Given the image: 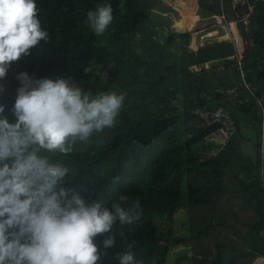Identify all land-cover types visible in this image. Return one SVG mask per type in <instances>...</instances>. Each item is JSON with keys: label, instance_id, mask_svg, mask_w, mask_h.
I'll use <instances>...</instances> for the list:
<instances>
[{"label": "trees", "instance_id": "1", "mask_svg": "<svg viewBox=\"0 0 264 264\" xmlns=\"http://www.w3.org/2000/svg\"><path fill=\"white\" fill-rule=\"evenodd\" d=\"M97 4L113 8V21L99 36L85 24ZM36 5L49 39L13 62L0 80V105L9 122L16 120L12 109L21 87L16 76L22 72L33 80L64 78L93 97L125 95L113 127L77 141L67 156L42 153L71 169L66 187L85 199L109 202L127 195L140 201L139 221L113 228L115 246L105 249L103 235L95 238L101 251L97 264H119L117 256L131 241L143 264H165L179 246L193 252L180 257L186 264L264 259L262 164L259 153L253 165L241 150L243 141L260 146L261 118L252 109L255 98L264 101V0H199L202 20L236 23L245 45L242 58L233 41L195 50L193 34L170 32L159 43L152 0H36ZM208 97L231 112L239 129L216 155L200 150L215 127L193 113L194 102L205 105ZM241 115L249 119L253 139L243 134ZM182 210L190 220L187 235L176 236L171 226L163 232L162 222L173 223Z\"/></svg>", "mask_w": 264, "mask_h": 264}, {"label": "clouds", "instance_id": "2", "mask_svg": "<svg viewBox=\"0 0 264 264\" xmlns=\"http://www.w3.org/2000/svg\"><path fill=\"white\" fill-rule=\"evenodd\" d=\"M112 21V6L97 4L85 24L99 36ZM48 39L36 0H0V80L13 62ZM16 79L21 87L14 123L0 105V264H97L95 238L103 235L105 249L115 246L113 228L134 226L140 201L127 195L109 202L85 199L66 187L71 169L42 153L67 156L77 141L113 127L125 95L93 97L64 78L33 80L22 72ZM135 243L126 242L119 264H143L135 259Z\"/></svg>", "mask_w": 264, "mask_h": 264}, {"label": "crops", "instance_id": "3", "mask_svg": "<svg viewBox=\"0 0 264 264\" xmlns=\"http://www.w3.org/2000/svg\"><path fill=\"white\" fill-rule=\"evenodd\" d=\"M198 11L199 0H154L152 12L158 24L155 29L157 38L160 39H157L158 42L163 43L170 32L193 34L192 48L195 50L205 46L207 43H213L215 41H233L236 44L238 55L242 57L245 51V45L240 38L236 23L231 22L229 27L220 26L218 28L215 26V23L222 25L223 19L216 18V22L204 21L198 16ZM185 15L189 16L188 25L180 28V24L184 21ZM193 19L197 22H194ZM218 64L220 63L206 64L205 67L210 68ZM204 102L205 106L209 109L213 110L219 107L218 103L209 97ZM239 117L242 131L244 132L245 129L247 132L245 137L247 139H253L254 133L249 119L242 115ZM200 150L206 152L208 155H216L218 153V146L215 144H205L200 147ZM262 235L264 236V233ZM256 261L255 264H264L263 258H258Z\"/></svg>", "mask_w": 264, "mask_h": 264}, {"label": "built area", "instance_id": "4", "mask_svg": "<svg viewBox=\"0 0 264 264\" xmlns=\"http://www.w3.org/2000/svg\"><path fill=\"white\" fill-rule=\"evenodd\" d=\"M239 58L242 57L239 56ZM244 88L251 91V87L246 83H244ZM255 99L256 104L252 111L257 112L261 118V139L257 151L260 155V161L262 164L260 169V176L262 178L264 175V102L258 98ZM193 113L195 117L203 121L207 127H215V129L206 137V143L217 145L218 153L224 150L231 138L239 131L238 125L231 112L223 106H219L212 110L196 100L193 104Z\"/></svg>", "mask_w": 264, "mask_h": 264}, {"label": "rangeland", "instance_id": "5", "mask_svg": "<svg viewBox=\"0 0 264 264\" xmlns=\"http://www.w3.org/2000/svg\"><path fill=\"white\" fill-rule=\"evenodd\" d=\"M153 2H154V0H152V6H153ZM188 18L189 17H187V19L185 18L184 20L188 21ZM215 26L219 28L220 26H223V25H218L216 23ZM230 27H232V26H230ZM158 40H160V39H158ZM243 134L247 135V132L245 129H244ZM189 221L190 220H189L188 215L186 214V211L182 210L179 214H177L175 216V219H173V223L162 222L163 232L166 233V231L169 229V226H171L173 232L176 233V236L183 238L187 235V232H188L187 229L188 228L191 229L189 226V224H190ZM211 234L214 236V231H211ZM186 253L189 256L193 255V252H188L187 249L183 246L173 248L170 251V253L168 254L165 264H186L187 261H185V260L182 263L179 262L180 257L181 256L184 257L183 255H185ZM256 262L257 261L255 260L254 264Z\"/></svg>", "mask_w": 264, "mask_h": 264}, {"label": "water", "instance_id": "6", "mask_svg": "<svg viewBox=\"0 0 264 264\" xmlns=\"http://www.w3.org/2000/svg\"><path fill=\"white\" fill-rule=\"evenodd\" d=\"M236 6H237L236 3H234V7ZM241 150L244 156L250 158L253 165H257L258 151L252 144L248 143L247 141H243L241 143Z\"/></svg>", "mask_w": 264, "mask_h": 264}, {"label": "bare ground", "instance_id": "7", "mask_svg": "<svg viewBox=\"0 0 264 264\" xmlns=\"http://www.w3.org/2000/svg\"><path fill=\"white\" fill-rule=\"evenodd\" d=\"M192 3V2H190ZM186 14V13H185ZM187 17H189L188 15H185V18L187 19ZM194 20V19H193ZM201 20V19H199ZM196 20H194L195 22ZM182 22V21H181ZM197 22V21H196ZM188 25V21L187 20H184L181 24H180V28H184V26H187ZM182 30V29H181Z\"/></svg>", "mask_w": 264, "mask_h": 264}]
</instances>
